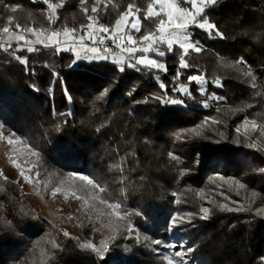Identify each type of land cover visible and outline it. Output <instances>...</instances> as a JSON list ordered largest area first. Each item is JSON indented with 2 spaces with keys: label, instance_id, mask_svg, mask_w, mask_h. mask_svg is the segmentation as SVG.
Returning a JSON list of instances; mask_svg holds the SVG:
<instances>
[{
  "label": "trees",
  "instance_id": "16d2710c",
  "mask_svg": "<svg viewBox=\"0 0 264 264\" xmlns=\"http://www.w3.org/2000/svg\"><path fill=\"white\" fill-rule=\"evenodd\" d=\"M49 2L62 4L51 28L44 3L29 0H0V27L17 34L29 28L77 30L87 24L88 15H95L99 24L112 28L130 4L134 11L140 9L138 37L155 31L158 23V18H146L152 0H99L95 14H85L83 7L90 10L96 0H86L83 6L80 0ZM206 14L226 38L209 39L191 28L205 49L187 58L193 68L185 70L181 82L187 83L189 73L203 74L210 82L208 92L226 98L222 103L211 101L219 111L198 103L204 98L198 92L193 93L192 105H162L149 98L160 94V82L172 87L178 69L176 48L175 54L161 58L167 73L127 67L120 73L113 56L69 66L73 59L69 52H41L26 65L6 61L7 56L23 58L27 52L21 50L0 53V133L25 137L40 152L37 169L49 171L54 179L75 186L81 182L72 177L88 175L98 182L104 188L99 195L121 203V213H133L129 217L133 225L151 239L166 238L169 218L177 212L196 214L191 223L184 220L175 227L199 264H264V214L256 211L264 208V136L250 127L247 132L235 131L244 116L264 126V0H219ZM248 68L256 76L255 87L244 75ZM215 79L221 80L222 88L211 84ZM205 117L220 123L205 125L197 130L199 135L189 132L186 138L175 139ZM253 140L257 148L246 147ZM219 176L239 180L245 188L224 183ZM0 185V202H8L12 215L11 226H5L0 211V264H121L123 256L122 264H163L146 242L124 241L121 236L104 260L62 232L55 240L59 249L47 240L31 253L29 238L38 223L28 220L10 200L19 196L16 184L0 179ZM221 204L241 210H221ZM201 206L210 209L207 219L199 218ZM137 211L140 216L134 214Z\"/></svg>",
  "mask_w": 264,
  "mask_h": 264
},
{
  "label": "snow or ice",
  "instance_id": "6c2138e0",
  "mask_svg": "<svg viewBox=\"0 0 264 264\" xmlns=\"http://www.w3.org/2000/svg\"><path fill=\"white\" fill-rule=\"evenodd\" d=\"M33 2H36V0H33ZM218 2L219 0H152L147 6L146 18H158V23L155 31H149L139 37L135 36L133 33L138 34L141 32V23L135 16V13L139 12L140 9L136 8L134 11V5L130 4L128 10L115 21V25L112 28L99 24L95 15H88L89 23L82 26V32L79 35L75 29L69 28H64L62 31L52 29L50 32H40L29 28L25 31L31 33L35 37L34 41L28 39L24 34H17L15 39L27 45L26 51L28 53L38 51L37 48L32 46L33 44L42 45L44 48H52L57 54L69 52L73 55V59L70 61L69 66H73L79 61H107L110 56H113L112 62L113 64L119 65L118 71L120 73H123L126 67L138 72L147 69L149 71L156 70L158 72L167 73L166 63L161 58H164L166 54H175L174 46H176L179 49L178 69L172 78V87L167 88L163 82H160L159 89L162 90L160 94L149 98L157 100L162 105H185L188 100L195 101L196 98L193 93L198 92L201 97H204V99L198 101V103H201L204 108H208L210 106V101L222 103L226 98L223 95H217L215 92H208L210 82L199 72L195 74L189 73L185 77L187 83L181 82V77L184 76L185 70L193 68V65L190 64L187 59L190 57V54L192 52L199 53L202 51L201 42L193 39L190 28L202 30L207 34L209 39L226 38L224 34L219 31L217 26L209 20L206 14V10L216 6ZM44 3L50 10L49 20L55 23L57 19V9L62 7V4L50 3L49 0H44ZM85 3L86 0H80L81 6L85 5ZM98 3L99 0H96V4H93L90 10L87 7H83L85 14H88L89 11L92 14L97 13L98 9L96 5ZM16 10V7L11 8L12 12H16ZM130 16L132 17L131 21L129 20ZM11 23L12 17H9L8 24ZM16 28L19 30L20 26L17 25ZM2 32L7 34L10 32V28L5 26ZM61 37H63V39H61ZM106 39L110 40L115 48L119 49L121 53L126 54V56L114 55L112 48L106 44ZM120 41H123V43H120ZM150 53H154L155 58L151 57L149 55ZM16 60L23 65L28 63L27 58H21L19 55L16 56ZM239 63L244 64L245 61L241 59ZM244 75L251 78L252 87H255L256 76L253 75V70L248 68ZM156 78L157 80L160 79L158 75ZM211 84L214 85L216 89L223 87L220 79L211 81ZM191 85H195V87H190ZM172 93L176 95H172ZM65 94L68 95L67 92ZM105 94L106 90L104 93H101V96ZM97 98L99 99L100 97ZM68 99L71 100L70 95H68ZM219 110V107H217L216 111ZM68 115L70 116L71 113H68ZM209 123L218 125L220 121L214 117H205L201 124L188 129L185 133L176 134L175 139L179 141L182 138H186L189 132L199 135L197 130ZM249 126H251V130L255 132L257 129L256 120H243V122L236 127L235 131L240 133L241 128H243L245 132H247ZM0 127H2V125H0ZM259 134L260 136H264V127H261ZM220 135L223 137V133H220ZM0 139H6L8 145L21 143V140L16 137L14 133L6 137L3 133H0ZM216 142L218 143L219 141ZM26 147L31 156H40V152L34 146L26 145ZM246 147L255 149L257 148V143L253 140L248 143ZM168 155L171 156L173 160H179V157L173 155L171 152H169ZM9 159L11 160V157ZM261 171H264V169H261ZM19 174L25 181L30 182L32 169L19 168ZM72 178L78 179L81 182V184L75 185L72 191V195L77 200H83L85 206H87L91 200L94 202L92 204L93 208L96 207L95 201H98L100 205H105L107 210H109L107 212L109 217H114L117 221H128L122 233L117 230V232L110 237L112 241L117 239V235H121L125 238L132 236L137 242L139 241V233L128 219L133 213L125 211L121 214V203L110 202L106 197L100 196L99 193L104 192V188L88 175H78ZM218 179L227 184H234L240 189L245 188V184L239 180H227L223 176H219ZM60 192L61 189L57 187L53 190L52 195L55 196ZM175 195L176 194L173 193L174 197ZM224 198L228 199L227 196ZM174 202L179 204L181 201L175 200ZM233 203L239 202L233 201ZM220 208L221 210L229 212L241 210L240 208L226 207L223 204L220 205ZM248 210L251 209L249 208ZM256 211L258 215L264 214V208H259ZM209 212L210 209L208 207L201 206L199 209V218L207 219ZM134 214L140 216L141 212L137 211ZM193 215L196 214L177 212L169 218L170 225L174 227L184 220L191 223L190 217ZM4 224L5 226H11L10 221H4ZM63 235L68 237L69 233L65 231ZM146 239L151 238L146 237ZM51 243L54 248H60L57 241L53 240ZM151 243L164 247H173L169 242L160 239H151ZM82 247L91 249L97 254L100 260H104L105 253L109 251L107 243L102 244L100 247H96L93 243H85ZM154 251H159V249H154ZM190 251L191 249L187 247H183L182 250H177L175 255L179 257V260H176L175 264H186V257ZM21 264H23V262H21ZM169 264H173V261L169 260Z\"/></svg>",
  "mask_w": 264,
  "mask_h": 264
},
{
  "label": "rangeland",
  "instance_id": "374dc122",
  "mask_svg": "<svg viewBox=\"0 0 264 264\" xmlns=\"http://www.w3.org/2000/svg\"><path fill=\"white\" fill-rule=\"evenodd\" d=\"M37 1L44 3V0H36V2ZM44 5L46 8L47 5L45 3ZM135 16L138 19L136 13ZM129 20H132L131 16L129 17ZM190 31L192 32L191 28ZM18 33L21 34L19 31ZM7 34L9 36H16L17 31L10 30ZM133 34L137 35V33ZM61 39H63V37ZM34 40L35 37H33V41ZM149 55L155 58L154 53H150ZM13 56H7L6 61L10 63L17 61ZM214 108L217 107L214 106ZM245 117L247 116H244L243 120ZM259 124L264 127L261 123ZM249 127L251 128V126ZM260 130L261 129L259 128L256 129L257 132H260ZM16 137L21 140V143L15 145H8L6 139H0V179L6 178L18 186L19 196L13 197L10 200L14 205L23 210L29 218L28 220L38 223L34 226L35 233L29 238V248L31 253L32 251L38 249L43 241L56 240L57 232L64 233L65 231L69 233V237L77 239L81 246L85 243H93L96 247H100L102 244L107 243L110 248L114 243L110 237L115 234L117 230L122 233L124 226H126L128 221H117L114 217H109L107 215L109 210H107L105 205H100L98 201H95V208L92 207L94 202L91 200L89 201V204L85 206L83 204V200H77L72 195L74 186L71 185L69 181L64 179H54L49 171L38 170L36 167L37 157L31 156L28 152V148L26 147V145H32L25 137L20 135ZM10 157L11 160L9 159ZM19 168L32 169L30 182L25 181L20 176ZM57 187L61 189V192L54 196L52 195V192ZM0 211L4 220H11L12 215L9 212L7 201L0 202ZM47 228L52 229L53 235L47 234L43 239L41 238L39 241L33 242L34 238L37 236L39 237V235L46 231ZM136 229L139 233L138 242H146L148 250L155 254L157 259L163 264H169V260H172L173 264H175V261L179 260V257L175 255V252L177 250H182L183 247L191 249L190 253L186 257V264H199V262L194 258L193 250L187 244L186 239H184L181 234L176 232V227L171 226L170 223L167 225L166 238L162 241L169 242V244H172L173 247H164L162 245H157L156 247V245L151 243V239H146L147 236H144L138 228ZM120 236L121 235H117V238ZM122 238L126 241L127 239L133 237L129 236L127 238ZM84 249L91 251L97 259L99 258L91 249ZM154 249H159V251H154ZM32 257L37 258L38 256L32 255ZM121 261L122 264L125 261V256H123Z\"/></svg>",
  "mask_w": 264,
  "mask_h": 264
},
{
  "label": "built area",
  "instance_id": "2783aa9c",
  "mask_svg": "<svg viewBox=\"0 0 264 264\" xmlns=\"http://www.w3.org/2000/svg\"><path fill=\"white\" fill-rule=\"evenodd\" d=\"M29 1H30L31 4H35V2H33V0H29ZM45 12H46L48 20H49L50 10L47 7L45 8ZM49 23H50V28H51L52 22L50 20H49ZM88 23H89V20L87 19V24ZM2 29L3 28L0 27V53L1 54H5L6 55V54H9L12 51H21V50H25L26 51L27 45H25L24 42H18V41H14V40L10 39L8 34H5V33L2 32ZM50 31H51L50 29H47V30H42L40 32H50ZM76 32H77L78 35L81 34L82 26L79 29H77ZM135 36H137V35H135ZM69 42H70V40H69ZM120 43H123V41H120ZM106 44L109 47L112 48V50L115 53V55H117V56L125 55L126 56V54L121 53L119 51V49L115 48V46L112 44V42L110 40L106 39ZM9 45H10V47H9ZM32 46L37 48L38 51H35L33 53H28L26 51L27 54L23 58H27V61L30 59V57L32 55H36V54L41 53V52H53L54 51L52 48H44L42 45L33 44ZM89 46H91V45H89ZM101 47H103V46H101ZM174 47H176V46H174ZM202 49H205V47L203 45H202ZM145 71L149 72V70H147V69H145ZM186 103L188 105H192V104H194V101L188 100ZM209 103H210L209 107L214 108V104L211 101ZM245 119H248V118L245 117ZM261 127L262 126L259 123H257V128L261 129ZM47 234L48 235H53L52 229H48L47 228L46 231H44L41 235H39V237L38 236L35 237L33 242L39 241L41 238L43 239Z\"/></svg>",
  "mask_w": 264,
  "mask_h": 264
},
{
  "label": "crops",
  "instance_id": "0c3cea01",
  "mask_svg": "<svg viewBox=\"0 0 264 264\" xmlns=\"http://www.w3.org/2000/svg\"><path fill=\"white\" fill-rule=\"evenodd\" d=\"M27 33V32H26ZM26 33H24V35L26 36L27 34H30L29 32L26 34ZM29 36V35H28ZM9 37H11V39L12 40H14V41H17L16 39H15V35L14 36H9ZM30 40H33L32 38H29ZM18 42H22V41H18Z\"/></svg>",
  "mask_w": 264,
  "mask_h": 264
}]
</instances>
